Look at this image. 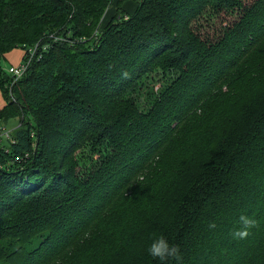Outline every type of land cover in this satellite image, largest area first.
Returning <instances> with one entry per match:
<instances>
[{
	"label": "trees",
	"instance_id": "1",
	"mask_svg": "<svg viewBox=\"0 0 264 264\" xmlns=\"http://www.w3.org/2000/svg\"><path fill=\"white\" fill-rule=\"evenodd\" d=\"M110 1L0 0V264H264V0Z\"/></svg>",
	"mask_w": 264,
	"mask_h": 264
},
{
	"label": "clouds",
	"instance_id": "2",
	"mask_svg": "<svg viewBox=\"0 0 264 264\" xmlns=\"http://www.w3.org/2000/svg\"><path fill=\"white\" fill-rule=\"evenodd\" d=\"M126 76L127 73H124ZM238 227L232 232L234 239L243 240L250 234V229L256 227L257 222L247 216L240 215L238 219ZM209 229H215L217 225L214 222L208 224ZM147 254L154 260H158L160 264H169L174 261L175 264H182V254L179 246L170 244L168 239L163 235L153 234L151 243L148 245Z\"/></svg>",
	"mask_w": 264,
	"mask_h": 264
},
{
	"label": "rangeland",
	"instance_id": "3",
	"mask_svg": "<svg viewBox=\"0 0 264 264\" xmlns=\"http://www.w3.org/2000/svg\"><path fill=\"white\" fill-rule=\"evenodd\" d=\"M130 1H133L136 4V0H130ZM112 5H113V2H112ZM116 6H117V3L115 4V7ZM213 28H216V27H215L214 21L211 18L207 17L206 20L201 21V28H200L201 33L209 34L211 36L213 33ZM22 54H23V51L21 50L11 51V53H9L5 57V61L2 63V70L5 73H7L8 69L19 66L22 63V58H21ZM5 105H6L5 99L3 97V93L0 90V111L5 107ZM19 121H20L19 118H13L12 120H10L9 122L5 124L4 122L0 120V126H3L7 131L11 132V131H14V129H16L19 126ZM90 157H91L90 161H94L96 160L95 158H97L95 154H92V155L90 154ZM90 166L92 165L88 161L86 167L88 168Z\"/></svg>",
	"mask_w": 264,
	"mask_h": 264
},
{
	"label": "built area",
	"instance_id": "4",
	"mask_svg": "<svg viewBox=\"0 0 264 264\" xmlns=\"http://www.w3.org/2000/svg\"><path fill=\"white\" fill-rule=\"evenodd\" d=\"M36 49H37V47H36ZM35 50L33 51V54L35 53ZM33 54H32L31 57H33ZM31 57L27 58L26 62L23 63L22 65H19L17 67H12V68L8 69L7 73H9L11 76H14V78H16V79L22 78L26 74L25 72H26V70L28 68V66H27L28 65V61L30 63V61L32 59ZM2 137H6V138L10 139V132L7 131L4 127L0 126V139Z\"/></svg>",
	"mask_w": 264,
	"mask_h": 264
},
{
	"label": "crops",
	"instance_id": "5",
	"mask_svg": "<svg viewBox=\"0 0 264 264\" xmlns=\"http://www.w3.org/2000/svg\"><path fill=\"white\" fill-rule=\"evenodd\" d=\"M118 0H111L110 5L108 7V9L106 10V16H104V20H109L110 18L113 17V15L116 14V7L115 4L117 3ZM113 2V5H112ZM137 4H135L133 1L127 0L121 7V9L123 11H125L126 13H130L132 14L134 12V9L136 8ZM113 7V8H112ZM5 104L7 105V103L5 102ZM5 105V106H6Z\"/></svg>",
	"mask_w": 264,
	"mask_h": 264
}]
</instances>
